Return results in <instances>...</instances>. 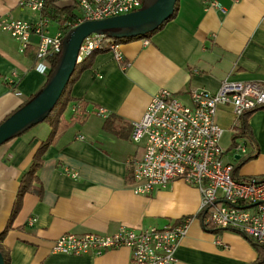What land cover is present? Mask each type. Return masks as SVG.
Instances as JSON below:
<instances>
[{
    "label": "crops",
    "instance_id": "0c3cea01",
    "mask_svg": "<svg viewBox=\"0 0 264 264\" xmlns=\"http://www.w3.org/2000/svg\"><path fill=\"white\" fill-rule=\"evenodd\" d=\"M57 5L73 6L75 19L80 16L73 0H57ZM7 15L27 23L41 17L20 6L19 0H0V18ZM58 31L48 19L45 33L53 36ZM36 43L32 36L21 53L18 42L0 33V124L47 82L50 72L41 74L34 67ZM225 79L264 85V0H178L174 18L152 37L97 55L73 84V101L63 113L69 120L77 103L84 102L80 121L46 149L38 172L42 194L24 196L3 240L9 264H128L126 248L76 256L55 253L54 241L67 233L111 235L120 227L141 230L182 218L191 220L176 247L174 264H253L257 252L249 240L230 230L212 233L202 227L196 218L200 196L195 189L174 182L148 196L132 192L131 161L141 157L142 148L130 141V130L152 96L164 89L189 104L190 92L215 93ZM106 119L114 122L120 135L105 128ZM216 121L230 137L240 126L235 125L230 106L217 108ZM248 125L251 139L236 142L244 143L253 158L237 174L260 177L264 110L253 112ZM49 132L42 122L0 146V233L19 181ZM244 159H237L234 166Z\"/></svg>",
    "mask_w": 264,
    "mask_h": 264
},
{
    "label": "built area",
    "instance_id": "2783aa9c",
    "mask_svg": "<svg viewBox=\"0 0 264 264\" xmlns=\"http://www.w3.org/2000/svg\"><path fill=\"white\" fill-rule=\"evenodd\" d=\"M73 2L80 16L67 24L68 31L85 21L130 14L142 6L141 0ZM19 5L41 14L43 0H19ZM47 26L48 19L42 16L35 23L8 15L0 18V33H6L18 42L21 53L29 47L32 36L37 38L34 67L45 75L51 71L50 60L60 56L66 35L58 31L49 36L45 33ZM102 37L86 38L80 46L77 61L97 47ZM116 59L120 61L119 54ZM189 95L190 103L185 104L173 93L159 90L152 96L142 118L132 124L129 139L142 148L141 157L131 161L132 192L148 196L171 183L182 182L199 193L197 214L204 213L205 224L238 232L264 249V175L243 177L234 174L235 157L250 156L242 142H236L227 151L220 147L223 130L216 121L217 108L230 106L235 125L239 126L244 113L264 106V85L225 79L215 93L193 90ZM98 115L104 116L103 110H99ZM227 155L232 162L226 161ZM190 220L182 218L178 223L141 230L120 227L111 235L62 234L54 241L53 251L99 256L126 248L130 253L128 264H174L176 247L185 236Z\"/></svg>",
    "mask_w": 264,
    "mask_h": 264
},
{
    "label": "water",
    "instance_id": "95a60500",
    "mask_svg": "<svg viewBox=\"0 0 264 264\" xmlns=\"http://www.w3.org/2000/svg\"><path fill=\"white\" fill-rule=\"evenodd\" d=\"M175 3L176 0H143L141 8L133 13L85 21L69 30L63 38L58 61L40 92L0 124V146L48 117L78 64L79 49L86 38L92 35H106L110 39L142 37L171 17ZM0 264H3L1 254Z\"/></svg>",
    "mask_w": 264,
    "mask_h": 264
},
{
    "label": "trees",
    "instance_id": "16d2710c",
    "mask_svg": "<svg viewBox=\"0 0 264 264\" xmlns=\"http://www.w3.org/2000/svg\"><path fill=\"white\" fill-rule=\"evenodd\" d=\"M143 3V0H141ZM177 6H178V0H176L175 6H174V11L171 17L166 20L164 23H162L155 31L148 33L142 37H136V38H123V39H110L106 35H104L101 39V43L97 47H95L88 55L84 56L81 61L76 64L74 71L72 75L69 78L68 83L66 84L60 98L54 105L52 111L49 113L48 117L43 121L44 123H47L50 132L47 136V138L40 143L38 148L36 149L32 162L30 164L29 169L22 175L18 188L14 197V201L12 204V208L7 220V223L3 229V231L0 233V254L3 259V264H9V254L7 250L5 249L3 245V240L11 228L13 221L17 217L18 213L21 210L22 207V202L23 198L26 194H35L37 196H41L42 194V187L39 182V177H38V172L42 166V157L43 154L45 153L46 149L55 141V139L65 130L67 129L70 125L73 123L80 121V113L85 110L86 104L84 102H79L77 103V108H76V114L72 116L69 120H65L63 118V113L66 110L68 104L73 101L71 97V88L73 84L77 81L81 73L87 69H89L92 66L94 58L102 53H106L111 51L112 47L118 46L120 44H124L133 40L137 39H149L152 37L154 34H156L158 31H160L164 25L172 20L176 14L177 11ZM74 7L73 6H66V7H61L57 5V0H43V9L41 11V16L42 18H47L51 21H54L57 26L59 31L63 33H67L68 27L67 24L73 22L75 19V15L73 14ZM59 56H54L51 60V71L54 69L57 61H58ZM50 75V74H49ZM47 76V78L49 77ZM47 81V80H46ZM46 83V82H45ZM44 83V85H45ZM43 85V86H44ZM38 94V93H37ZM36 95L32 96L34 98ZM30 99V100H31ZM24 106V105H23ZM23 106H21L19 109H21ZM18 109V110H19ZM263 109L264 106L259 107L253 111L244 113L240 117V126L239 129L236 133V135H233L231 137V145L230 148H233L236 145V140L240 138H247L248 140L251 139V133H250V128L248 125V119L251 116V114L257 110ZM15 113V112H14ZM12 115V114H11ZM10 115V116H11ZM8 116V117H10ZM7 119V118H6ZM105 128L115 132V134L120 135V132L118 133L117 131V126L114 125V122L109 121L106 119ZM253 158L252 156L245 158L244 160H241L240 163L234 167V174L238 172L240 169V166L243 165L246 161L250 160ZM204 213L201 212L196 215V218L200 220L202 227L205 230H208L209 232L212 233H219L221 231H224V229H219V228H213L212 226L205 224L203 222L204 220ZM180 221V220H179ZM179 221H176L175 223H178ZM238 233V232H237ZM239 234V233H238ZM243 236V235H242ZM247 240H249L253 246L256 249L257 252V259L253 264H264V249L258 245H256L251 239L243 236Z\"/></svg>",
    "mask_w": 264,
    "mask_h": 264
},
{
    "label": "rangeland",
    "instance_id": "374dc122",
    "mask_svg": "<svg viewBox=\"0 0 264 264\" xmlns=\"http://www.w3.org/2000/svg\"><path fill=\"white\" fill-rule=\"evenodd\" d=\"M230 138H231L230 132L229 131H223V135H222L221 140H220V147L225 151L229 150V148H230V145H231V142H230L231 139ZM140 153H141V151H139V155H140ZM226 160H228L229 162L233 161L229 155H227ZM158 225H161V224H158Z\"/></svg>",
    "mask_w": 264,
    "mask_h": 264
}]
</instances>
